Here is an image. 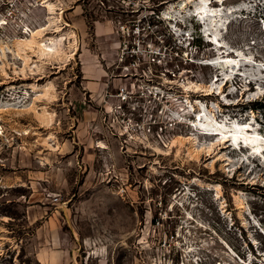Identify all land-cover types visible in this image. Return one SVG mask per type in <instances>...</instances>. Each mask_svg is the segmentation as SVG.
I'll return each instance as SVG.
<instances>
[{"label": "rangeland", "instance_id": "obj_1", "mask_svg": "<svg viewBox=\"0 0 264 264\" xmlns=\"http://www.w3.org/2000/svg\"><path fill=\"white\" fill-rule=\"evenodd\" d=\"M44 1L0 0V264H264V148L222 143H264V0H48L69 56L24 74Z\"/></svg>", "mask_w": 264, "mask_h": 264}, {"label": "bare ground", "instance_id": "obj_2", "mask_svg": "<svg viewBox=\"0 0 264 264\" xmlns=\"http://www.w3.org/2000/svg\"><path fill=\"white\" fill-rule=\"evenodd\" d=\"M44 2H45V4H44L45 7H47L49 9L50 14H52L49 17L50 23L49 22L47 23L49 25L48 26H41L37 30L32 31L28 38L17 39L15 41V43H14V47L13 48L12 47H10V48L6 47L7 49H5V53L3 54L4 55L3 59L4 58L7 59L8 53H11L15 57L21 59L24 62V67L21 69V71L24 74H25V71L27 69L33 71L36 68L38 71H41L43 69V67L47 63L46 60H48L50 62L52 60L53 61L54 60L60 61V60H64V59L68 58V56H69L68 52L66 51V48L64 47V45H65L64 33H62V29L59 26H57V29L55 30V31H57V34H54L52 36H46V34H45V33H47V31L45 32V30H47L50 26H52V23H53V25L57 24V21L59 20V17L62 14L60 16H58L59 15V13L57 12L58 8H57V4L55 2L48 1V0H45ZM239 10H244V6H239ZM199 13H201L203 15L202 17L199 16V20H201V19L208 20L209 18H213V20H214V23H213L214 27H213V29H212V27L209 28V31L207 30L208 32H210V33L212 32L213 33L214 30H219L220 12L209 13V12H207V9H205L204 11H199ZM56 14H58V15L56 16ZM206 29H208V28H206ZM210 33H208V34L211 35ZM69 34H70L69 35L70 38L74 37V41H75V39L77 38L75 36L76 33L75 34H73V33L71 34V32H69ZM210 41H211V43H214L213 40H210ZM218 44H220V43L218 42ZM67 46L68 47H74L75 43H72V41H69ZM216 46L218 47V45H216ZM220 50H222V49L219 47L218 48L219 55H220ZM228 56H229V53H228ZM9 65H10L9 62H5V61L2 62L0 60V74L6 76V78L10 76L9 75L10 72H8V69H7V66H9ZM226 65L228 66V68H235L237 66V65H233V63H227ZM247 65H248V63H247ZM216 68H218V67L216 66ZM239 69L242 70L241 67ZM237 76H235V78ZM220 78L225 80V78H223L222 76H220ZM227 84H228V81L226 82V85ZM252 84H253V79L250 81L249 87L246 89L245 93L249 92V91H251L253 89ZM30 87L33 88V90H35V91L36 90H40L41 91V93H39L38 96L36 97L37 99H41L43 97H45L47 99H51L52 97L53 98L55 97L53 91L56 88H55V85L52 82H48V83H46L44 85H39L37 83H32L30 85ZM195 87H197V89L199 87L202 89L203 86L202 85H199V86L197 85ZM209 90H211V88H207V91H209ZM33 107H34L33 108L34 110H37L36 109L37 106L34 105ZM41 109H42V111H37L36 112L38 117H39V119L41 120V122L42 123H49V122L53 121L52 119L54 118L53 117L54 114L49 112L47 110V108L44 107V106ZM0 120H2V116L1 115H0ZM241 126L243 127V124ZM240 127L236 128L235 130H233L231 135H228V133H226L225 131H222V133H223L222 134V136H223L222 137V143H226V144L230 143L231 147L233 145H235V147H237L243 141V145H245L248 148L251 147L250 149L253 150V154L260 155L262 153V149L264 148V143H262L263 141L261 142L259 140L258 134H256V132L254 134L253 133L250 134V133L242 131L243 128H240ZM197 128L200 131H202L203 134L210 135L211 137L220 136V127L203 128V127L197 126ZM24 134H28V131H25ZM186 139L187 138H185V137H179L178 139H176L175 142L182 145V144H184ZM241 139H242V141H241ZM194 140L196 142V138ZM194 140L193 139L190 140L191 141L190 142L191 143V147L189 148V155L192 156V157L199 158L200 150L196 148V145H195L196 143H194Z\"/></svg>", "mask_w": 264, "mask_h": 264}, {"label": "built area", "instance_id": "obj_3", "mask_svg": "<svg viewBox=\"0 0 264 264\" xmlns=\"http://www.w3.org/2000/svg\"><path fill=\"white\" fill-rule=\"evenodd\" d=\"M125 28H123L124 30ZM123 92V91H122ZM119 96L121 97V100L125 101L129 98V95L127 93H120Z\"/></svg>", "mask_w": 264, "mask_h": 264}, {"label": "crops", "instance_id": "obj_4", "mask_svg": "<svg viewBox=\"0 0 264 264\" xmlns=\"http://www.w3.org/2000/svg\"><path fill=\"white\" fill-rule=\"evenodd\" d=\"M98 28H101V27H98V25H97V29H98Z\"/></svg>", "mask_w": 264, "mask_h": 264}]
</instances>
